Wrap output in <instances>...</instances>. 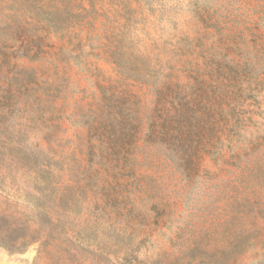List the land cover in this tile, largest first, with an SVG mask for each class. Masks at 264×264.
<instances>
[{"label": "rangeland", "instance_id": "1", "mask_svg": "<svg viewBox=\"0 0 264 264\" xmlns=\"http://www.w3.org/2000/svg\"><path fill=\"white\" fill-rule=\"evenodd\" d=\"M0 182L78 252L0 264H264V0H0Z\"/></svg>", "mask_w": 264, "mask_h": 264}, {"label": "trees", "instance_id": "2", "mask_svg": "<svg viewBox=\"0 0 264 264\" xmlns=\"http://www.w3.org/2000/svg\"><path fill=\"white\" fill-rule=\"evenodd\" d=\"M4 167L7 171L24 168L21 165ZM10 191L0 182V248L15 255L38 245V260L46 255L53 261L74 260L78 252L71 229L61 226L59 219L54 217L55 213L47 212L36 196L27 192L17 195ZM92 253L103 256L105 249L98 247Z\"/></svg>", "mask_w": 264, "mask_h": 264}]
</instances>
